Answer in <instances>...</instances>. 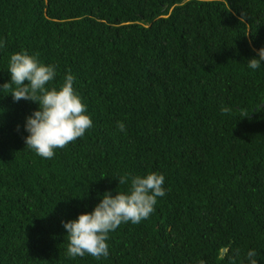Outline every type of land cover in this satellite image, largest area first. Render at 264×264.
<instances>
[{"label":"trees","instance_id":"1","mask_svg":"<svg viewBox=\"0 0 264 264\" xmlns=\"http://www.w3.org/2000/svg\"><path fill=\"white\" fill-rule=\"evenodd\" d=\"M0 41V264H264V0H0ZM21 51L49 89L72 74L92 120L50 159L24 143L38 105L2 87ZM151 172L149 217L69 257L61 222Z\"/></svg>","mask_w":264,"mask_h":264},{"label":"clouds","instance_id":"2","mask_svg":"<svg viewBox=\"0 0 264 264\" xmlns=\"http://www.w3.org/2000/svg\"><path fill=\"white\" fill-rule=\"evenodd\" d=\"M2 47L4 42L0 41ZM255 51L259 59L247 61L251 69L261 68L260 62L264 61V47ZM8 73L10 82L2 87L12 88L15 85L10 93L13 101L26 100L38 105V110L26 117L24 124L27 133L24 137L25 146L37 155L52 158L54 149L66 147L92 127V120L85 114L86 106L73 88L75 77L72 74L65 75L59 89H49L46 85L56 76L55 66L44 65L25 51L11 55ZM25 81L28 83L25 84ZM222 111L227 112L229 109L225 107ZM117 128L121 132L126 131L122 122H117ZM129 180L127 192L116 191L115 195L105 192L91 213L61 222L67 233L69 257H84L88 254L96 259L106 258L109 255V233L121 223L138 224L147 219L154 211L157 198L166 194L162 174L151 172L143 177L125 174L119 178L118 184L129 183ZM256 255L254 249L247 252L248 264H257ZM199 264L205 262L201 260Z\"/></svg>","mask_w":264,"mask_h":264},{"label":"water","instance_id":"3","mask_svg":"<svg viewBox=\"0 0 264 264\" xmlns=\"http://www.w3.org/2000/svg\"><path fill=\"white\" fill-rule=\"evenodd\" d=\"M223 251H224V250H223V249H221V250H220V254H222V253H223Z\"/></svg>","mask_w":264,"mask_h":264}]
</instances>
